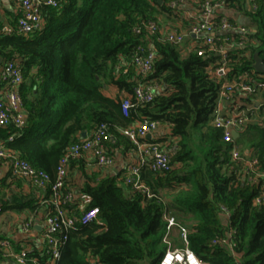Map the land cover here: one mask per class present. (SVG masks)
<instances>
[{"label":"trees","instance_id":"trees-1","mask_svg":"<svg viewBox=\"0 0 264 264\" xmlns=\"http://www.w3.org/2000/svg\"><path fill=\"white\" fill-rule=\"evenodd\" d=\"M254 1L257 9L252 11L243 0H227L229 7L248 15L254 26L243 47L225 52L229 80L243 73L251 83L264 79V72L253 68L254 54L264 62V0ZM157 6L171 10L164 3L159 6L158 0H63L57 8L43 9L44 26L39 31L23 35L16 22L7 32L0 23V56L4 61L15 59L21 66L19 92L26 114L22 128L12 123L0 126V137L7 148L35 169L46 171L51 180L66 148L101 123L107 124L114 141L104 142L113 155L116 149L132 147L116 127L143 117L169 126L167 137L152 142L164 143L172 169L153 172L143 167L140 173L151 197L116 175L88 176L79 158L70 161L68 170L77 165L85 178L77 191L90 194L89 207L99 212L97 220L76 224L52 264H89L90 259L101 264H159L167 247L162 240L167 213L189 228L188 246L203 262L264 264V203H253L255 184L236 181L239 165L230 159L232 144L224 142L222 130L211 123L224 80L215 74L222 55L200 56L196 49L182 54L180 46L147 36L144 28L136 34L135 27L155 20ZM225 35L240 38L239 33ZM147 42L155 49L152 71L144 79L132 67L123 74L121 63L129 62L134 48ZM137 80L155 83L157 92L150 102L124 116L118 91L131 94ZM261 96L264 99V88ZM234 143L244 158L255 157L264 168V118L262 123L248 124ZM67 177L65 186L70 189ZM163 195L169 197L167 201ZM49 196L46 188L44 204H40L38 198L14 195L3 201L0 213L47 212L52 207ZM222 207L229 211L228 217L223 216ZM230 229L233 248L214 243ZM5 239L0 234V257ZM171 240L181 246L176 235ZM49 256L44 248L33 247L26 253L25 264H51Z\"/></svg>","mask_w":264,"mask_h":264},{"label":"built area","instance_id":"built-area-1","mask_svg":"<svg viewBox=\"0 0 264 264\" xmlns=\"http://www.w3.org/2000/svg\"><path fill=\"white\" fill-rule=\"evenodd\" d=\"M63 0H20V13L17 18V30L23 35L39 31L44 26L43 9L45 7L57 8ZM184 0H168L166 5L170 9L176 8ZM200 11V18L191 22L185 32L176 28L164 30L155 19H147L142 27L137 26L133 30L140 34L143 28L146 35H156L158 40L170 42L180 46L186 38L193 40L190 48L196 49L198 55L202 56L207 52H217L222 55V64L215 69L218 77H223L216 106L212 113L211 123L222 130V140L231 143L230 159L239 166L236 170V181L247 184H255L257 193L253 198V203L259 205L264 203V168L260 167L259 160L255 157L244 158L240 147L234 143L232 131L240 134L248 124L259 122L254 117V103L257 106H264V101L256 100L257 95H261L264 88V79L258 83L249 82L248 74L243 73L238 78L229 80L226 77L228 67L225 62V52L235 47H243L250 31L246 26H242L230 21L221 15L216 19L215 11L227 5V0H197ZM257 5L251 0V10H256ZM9 32L11 29L5 28ZM227 33H239L240 38L234 39L225 35ZM225 35V36H219ZM155 59V49L152 42L138 44L131 55L130 61L121 63L122 73L125 74L129 67H132L136 76L144 79L153 68ZM264 78V74L261 75ZM2 77L6 88L0 92V126L12 123L16 128L25 125L26 114L23 108L22 98L19 92L23 82L21 66L15 59L6 60L2 66ZM157 85L149 81L137 80L133 85L131 94L125 90H119L120 108L124 116H127L131 109L137 108L150 102L156 92ZM238 98V101L235 99ZM225 100H230V106L222 110L220 105ZM264 100V99H263ZM158 122L143 117L135 124L116 127L118 133L124 135L132 144V150L137 158L126 165L123 174V183L139 190L151 197L153 194L144 184L140 177L143 167L149 168L153 172H165L172 169L170 154L162 149L157 142L147 141V136L151 135L157 127ZM105 123L97 125L89 133L73 142L66 148L60 157L55 170V177L51 180L49 174L44 170H37L16 152L7 148L4 143H0V163L8 165L14 176L27 179L32 185L41 189H50L49 202L52 207L45 213V253L50 256V263H54L60 256V250L65 244L68 233L76 228V224L90 223L97 220L98 208L89 207L92 200L90 194L86 192H76L72 188H66V177L68 166L71 160L81 156H91L99 167H110L113 165L114 156L105 146V140L114 142L107 130ZM14 134L9 136V140ZM222 214L229 216V211L222 207ZM166 230L162 238L167 247L159 259V264H207L203 262L189 248L188 236L190 230L181 224L171 214H165ZM31 226V221L24 224V229ZM177 230V237L181 246L177 247L171 240L172 230ZM234 231H226L225 236L216 238L214 243L228 244L233 248L235 243L232 240ZM2 252L4 257L13 258L16 264H25V256L29 250L15 252L9 239L2 240ZM89 264H101L96 259H90Z\"/></svg>","mask_w":264,"mask_h":264},{"label":"crops","instance_id":"crops-1","mask_svg":"<svg viewBox=\"0 0 264 264\" xmlns=\"http://www.w3.org/2000/svg\"><path fill=\"white\" fill-rule=\"evenodd\" d=\"M165 2V0H158L159 6L163 3L164 5H166ZM243 2L245 3L247 9L251 10V0H243ZM156 9H158V11L155 13V19L160 23L164 30L176 28L178 31L185 32L191 22L197 21L200 18V11L198 8L197 0H184L176 8L171 9L169 12L163 11L158 6L156 7ZM19 13L20 0H0V23L2 25V29H12L13 27H15ZM214 15H223L236 24L246 26L249 30L254 29L253 23L251 22V19L248 15H246L242 10L229 7L228 4H225L217 9ZM192 45L193 40L186 38L180 45L182 54L190 51ZM4 62V59L1 57L0 92L6 88L5 81L2 77V66ZM111 91L113 90L110 89V92ZM257 99L261 102L264 101L261 95H257L256 100ZM235 100L238 101V98H236ZM256 103L257 102L254 103L255 111L253 115L255 118L259 119V122H261V120L263 121L264 118V106H257ZM229 106L230 100H225L220 105L222 110L228 109ZM138 121L139 119L127 125L135 124ZM168 134L169 126L167 124L158 123L155 130L149 137L147 136L146 139L148 142L158 141L164 137H167ZM0 143H4V145H6L5 140L1 137ZM159 144L163 146L164 143L162 141H159ZM113 156V165L110 167H99L95 163L94 158L88 155L81 156L79 157V159L81 160L83 165L82 169L88 176H92L93 174L97 175V177L116 175L117 180L123 182L122 178L126 165L130 162H133L137 158L136 153L132 150V148H129L127 150L121 148L116 149ZM10 171L11 170L9 169L7 164L3 162L0 163V180H3V186L2 188H0V206L3 201L11 200L14 195L18 194L38 198V202H40V204H44L42 199L45 195V189L35 187L27 179L19 176H14L12 173H10ZM84 180V175L78 169L77 165L75 166V169H72L68 172L67 181L68 185L72 187V190L77 192L78 188L82 185ZM165 192L167 193V191ZM168 198L169 197H166L165 200L167 201ZM45 213L46 212L42 211V209L38 210L36 213H33L31 211L2 212L0 213V223L3 221L4 228H2L0 234L8 238L10 240V243L14 242V245L16 247L21 248L20 251L32 250L33 247L41 250L45 247V240L43 237L45 231ZM29 220L31 221V226L27 229H24V224ZM171 235L177 236V230H172ZM0 264L16 263L14 262L13 258L2 256L0 257Z\"/></svg>","mask_w":264,"mask_h":264},{"label":"water","instance_id":"water-1","mask_svg":"<svg viewBox=\"0 0 264 264\" xmlns=\"http://www.w3.org/2000/svg\"><path fill=\"white\" fill-rule=\"evenodd\" d=\"M0 61H1V57H0ZM253 68L256 71L259 72H264V62L262 60V58L258 55V54H254V63H253ZM85 133L82 134V136H84ZM150 135H148L149 137ZM232 136L234 139L238 138L239 134L238 132H236L235 130L232 131Z\"/></svg>","mask_w":264,"mask_h":264},{"label":"rangeland","instance_id":"rangeland-1","mask_svg":"<svg viewBox=\"0 0 264 264\" xmlns=\"http://www.w3.org/2000/svg\"><path fill=\"white\" fill-rule=\"evenodd\" d=\"M186 53H187V52H186ZM261 122H262V120H261ZM261 122H260V123H261ZM163 198L166 199V196L163 195ZM2 228H4L3 221L0 223V231L2 230Z\"/></svg>","mask_w":264,"mask_h":264}]
</instances>
